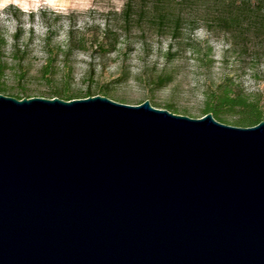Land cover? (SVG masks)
<instances>
[{"label":"water","instance_id":"1","mask_svg":"<svg viewBox=\"0 0 264 264\" xmlns=\"http://www.w3.org/2000/svg\"><path fill=\"white\" fill-rule=\"evenodd\" d=\"M0 264H264V121L0 94Z\"/></svg>","mask_w":264,"mask_h":264},{"label":"rangeland","instance_id":"2","mask_svg":"<svg viewBox=\"0 0 264 264\" xmlns=\"http://www.w3.org/2000/svg\"><path fill=\"white\" fill-rule=\"evenodd\" d=\"M127 1L72 3L63 11L43 8L39 23L47 31L41 35L35 29L26 35L23 14L15 11L21 26L12 37L14 43L9 46L0 30L4 68L0 83L9 90L25 88L28 97L51 98L48 90L59 87L64 76L65 88L78 98L86 88L106 90V97L116 102L136 105L147 100L160 109H167L168 104L170 112L190 118L202 116L203 93L223 85L232 92L264 99V25L259 15L242 9L246 13L238 23L225 25L218 16L226 9L216 0H189L183 7L180 35L172 40L168 28L151 21L150 12H138L141 0H132L134 13L124 25ZM257 1L264 9V0ZM30 22L36 23L35 14ZM105 29L108 33L102 36ZM68 30L71 48H67ZM168 45L171 49L166 55ZM81 53L89 59H81ZM43 64L49 66L46 75L39 72ZM159 74L170 80L154 87L152 80ZM2 94L15 97L10 92ZM234 118L226 115L222 123L234 125Z\"/></svg>","mask_w":264,"mask_h":264},{"label":"trees","instance_id":"3","mask_svg":"<svg viewBox=\"0 0 264 264\" xmlns=\"http://www.w3.org/2000/svg\"><path fill=\"white\" fill-rule=\"evenodd\" d=\"M222 9H226L225 12L218 16L220 22L225 25H231L239 22L241 16H244L246 12L241 11L242 9L250 10L252 13L259 15V23L264 25V9L260 7V1L255 3H244L242 0L238 3L233 0H216ZM189 0H141L138 12L146 13L150 12L151 21L158 24L160 27L168 28L170 30V38L176 39L180 35V21L182 19L183 7L188 3ZM237 9L236 14H232V10ZM132 0H128L125 4L122 16V23L128 24L133 12ZM241 11V12H240ZM239 12V13H238ZM227 14V15H225ZM243 14V15H242ZM139 14H137L138 16ZM142 15V14H141ZM108 31L105 29L102 32V36H106ZM71 31H67V48H71L72 44ZM16 37V34L14 35ZM3 43V39L0 37V46ZM166 49V55L171 49V45ZM48 65L43 64L39 69L42 75L49 73ZM4 68L0 65V73H3ZM170 78L168 76H162L159 74L156 76L152 83L154 87H161ZM221 87V86H220ZM3 92H10L15 98L28 97L29 90L25 88H19L16 90H9L3 83H0V94ZM47 94L49 97H58L63 100H69L78 98L69 92L64 85V76L60 78L59 87L48 90ZM100 94L103 96L109 95L106 90H100V92H93L90 88H86L84 92H81V97L93 96ZM169 107L166 105L165 108L169 111ZM202 115L205 113H211L212 117L219 122L225 120V116H234L233 124L236 126H252L257 124L259 121H264V99L261 100L258 96H252L241 92H232L226 85H223L219 90H211L203 93L202 98Z\"/></svg>","mask_w":264,"mask_h":264},{"label":"clouds","instance_id":"4","mask_svg":"<svg viewBox=\"0 0 264 264\" xmlns=\"http://www.w3.org/2000/svg\"><path fill=\"white\" fill-rule=\"evenodd\" d=\"M92 0H0V30H3L6 34V39L9 46L14 43L12 37L21 26L20 21L15 16V11L22 13L21 20L23 21V28L27 35L29 29H35L37 35H41L42 32H46L47 29L40 25L39 12L43 8H51L54 11H63L66 5L76 4H91ZM35 14L36 23L30 22V17ZM80 58L88 60L89 57L83 53L80 54Z\"/></svg>","mask_w":264,"mask_h":264}]
</instances>
